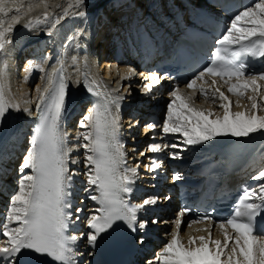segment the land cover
Instances as JSON below:
<instances>
[{"label":"snow or ice","instance_id":"1","mask_svg":"<svg viewBox=\"0 0 264 264\" xmlns=\"http://www.w3.org/2000/svg\"><path fill=\"white\" fill-rule=\"evenodd\" d=\"M12 4L17 15L11 17L12 22L18 24L21 16L20 0H0V16L8 17L12 11L7 5ZM85 0H72L69 8L79 9L78 15L86 17L83 11ZM47 6V5H45ZM32 8L29 7L28 11ZM64 15H68L66 9ZM45 19H48L45 16ZM4 20H0V53L6 51L10 43L7 36L13 31L11 25L4 27ZM60 23L56 18L53 28ZM31 27V25H29ZM49 31L48 35H51ZM219 45L211 54L209 66L195 76L187 85L188 89L195 90L197 81H203L206 75L220 77L225 84L232 80L239 83L230 84L228 91L233 95H244L251 91V109L259 111L264 104L257 103L256 93L264 89L258 81H264V71H249V64L245 58L264 61V0L255 2L239 11L232 19L224 34L216 41ZM43 71V66H36ZM33 65L29 62L26 72H31ZM7 63L0 68V123H3L10 109L19 111V105L11 104L5 95V78ZM152 81L159 85L162 77L153 73ZM50 87L40 93V104L37 110L41 113L36 133L31 140V150L26 154L21 173L25 169L31 174H23L18 182V188L11 197L5 222L2 226V235L7 237L6 246H0V264H78L76 256L79 253L72 245L75 236L66 235L69 224L72 222L71 208V180L72 173L68 168L69 151L66 149L65 134L61 131L68 96L69 84L64 76L63 65L58 72L47 76ZM214 85L215 80L211 81ZM87 90L93 95H99L90 83H85ZM149 92L153 84L145 85ZM205 99L208 98L206 89L200 90ZM219 100L223 109V117L209 119L212 112L205 114L190 107L181 90L176 87L172 90L167 106V118L163 124V132L181 133L184 143L190 146L206 144L217 137L248 138L253 135L264 137V116L245 112H231L232 102L219 90ZM115 103V101H113ZM118 107V106H117ZM87 121V123H85ZM92 125V130L82 133L87 143L86 161L89 171L87 184L95 187L99 195H90V199L100 205L96 209L97 215L88 217L87 244L95 249L105 241H117V233L121 226L131 234L130 242L133 245L144 246L146 235L151 224H157V219L138 218V212L147 213L157 204V197H149L141 204L130 205L124 198L131 195L135 178L139 175L136 168H123L126 163L123 151L125 145L119 140V117L112 114L109 107L97 104L91 114L85 116L80 127ZM149 128L155 129L151 124ZM175 148L177 145L172 144ZM169 145L152 144L149 151L160 153ZM173 158H179L173 156ZM74 162V161H73ZM162 166V161L152 160L150 171L156 172ZM130 173V174H129ZM176 180L181 176L177 174ZM259 181L257 187L245 188L243 195L235 205L232 215L219 223L218 227L224 234V242L213 240L211 237L199 238L202 246L184 247L178 232L172 233L156 261L160 264H264V170L252 177ZM91 192V189H86ZM167 199V198H166ZM80 212L81 209H76ZM190 209L182 210L184 212ZM79 219V217H77ZM210 219L201 216L189 222L188 227ZM15 224V227L10 225ZM181 221H176L179 228ZM229 229L235 236L229 234ZM206 231V230H205ZM189 245L196 244V239L188 241ZM231 247L229 249V244ZM215 245V249L209 245ZM223 257V259H222ZM149 264H153L149 261Z\"/></svg>","mask_w":264,"mask_h":264},{"label":"bare ground","instance_id":"2","mask_svg":"<svg viewBox=\"0 0 264 264\" xmlns=\"http://www.w3.org/2000/svg\"><path fill=\"white\" fill-rule=\"evenodd\" d=\"M115 0H85V4L83 6V11L87 13L86 17H80L78 15L79 9L69 8V4L72 3V0H20L21 3V12L18 14L23 18L24 16L30 14L33 10L39 8L40 10H45L46 12H52V15L49 16L48 19L40 20L31 25L22 31H12L7 39L10 41L6 45V51L4 53H0V68L3 67L4 63H7V76L5 78V95L6 99L13 105H19L20 110L15 111L10 109L7 117L12 118L13 128L10 132L8 139H13L14 142L11 147L10 152H6L3 155H0V165L5 166V162H7L14 152H18L19 149L24 150L25 153H21L22 156L19 158V161H22L26 157V154L30 149V132L33 130V123L31 122L30 115L26 116L24 114L26 109L34 108V116L35 109L40 103V93L36 91L37 88H40L41 91L45 87H50L47 81V76L50 73L54 72V69L59 65H64L67 72L70 76L74 78V76H81L80 82L83 86H85L86 82L100 84L104 90V92L113 100L115 103H119L120 99L117 98L114 86H110V80H114L115 77L113 74H110L108 70L106 72H102L101 69L96 68L95 61V50L99 49V46H89L88 44L76 43L75 45V53L72 56L64 57L62 54L66 55L68 48V42H74L71 38L61 37L59 33V38L54 44L52 42L51 36L56 32L57 28L61 25V23L65 20L70 22L67 30L71 33V36L75 34L78 35L80 32L84 30L82 25H79L78 20L83 19L84 21L91 19L90 29L92 30L95 27V31L99 26L102 25V18L104 15L113 13L112 18L115 21L117 17V11L114 10V6L112 5ZM193 2V1H192ZM47 5V6H45ZM199 5V4H197ZM12 11L9 12L8 17L0 16V20H4V27L7 28L11 25L12 29L15 27L16 23L12 22L11 17L13 15H17L14 10V6L12 4L7 5ZM31 7L32 10L28 11V8ZM68 10V15H64L65 10ZM56 18H60V23L56 24L53 28V24L55 23ZM97 19V20H96ZM85 24V22H84ZM49 31H51V35H48ZM65 33V31H64ZM54 44V45H53ZM73 45V46H74ZM29 62L33 65V70L31 72H26L25 69L28 67ZM43 66V71H40L36 66ZM108 63H104V67H108ZM124 70V68H122ZM131 80V77L129 78ZM146 83L136 84V83H128V85L124 88L123 91H120L123 96H125V103H129L130 105H134L138 103L137 98L129 100L133 93L131 90L143 87ZM264 85V81H262ZM212 84H206V87L210 89ZM225 93V92H224ZM254 93L248 91L245 96H240V104L234 106L232 109V113L236 112H244L248 114H254V110L251 109V99L250 97ZM229 96V95H228ZM236 95L230 93V97L234 98ZM257 103L264 104V93H256ZM219 95H215L210 92L209 97L207 99L203 98L200 101V106L197 108V111H203L205 114L209 112H214V116L212 115L210 119L222 118L223 117V109L220 107L223 101L218 100ZM152 99L151 104H156L157 101H160V104L163 102V98L158 91H153L150 96ZM187 102V99H185ZM88 104V100L85 96L76 95L71 99L70 111L68 118L74 116L73 121L66 122L62 127L66 132L69 133V136L66 139V149L69 151L68 156V168L72 175L71 187H74L78 195L84 197V189L89 186L87 184V173L89 171V167L87 166L86 161V149L83 147V144L86 141L82 137V133L88 132L86 129H81L79 126L75 125V118L84 119L85 116H88L86 111V107ZM190 107L191 104H189ZM193 108V107H192ZM78 110H81L83 113L79 114ZM87 112V113H86ZM119 120L124 127L122 131L124 134H128L129 144L124 147L125 153V161L126 163L122 164L123 168H136L139 175L135 178L134 186L140 187L141 189H147L149 186L153 184L155 181L153 174H146L148 172L149 167L151 166L152 160L159 158V161H162L161 167H166V163L168 158L176 152L184 153L185 151L190 152L193 148V152H202L204 155L216 156L217 152L226 145L227 142L231 140H237V137L225 136V137H217L212 141L207 142L203 145L198 146H190L184 143V136L177 133H168L169 143H158L161 146L169 145V147L163 148L160 153H153L149 151V146L151 145L148 139H145L143 145L138 148L134 147V142L139 140L142 135H139L138 132L133 130L130 119L125 117L128 115V112L124 114L117 113ZM259 115L264 116V108L259 110ZM26 136V138H25ZM159 136V135H158ZM260 135H253L248 137L250 140L259 137ZM18 139L20 141L18 142ZM24 139V142H22ZM157 139H160L157 138ZM175 144L177 147L173 148L170 145ZM14 147V149H13ZM144 155V157H143ZM7 156V157H6ZM262 157V158H261ZM261 158V159H260ZM4 160V161H3ZM253 162L257 164V168L264 167V151L258 152L253 157ZM74 161V162H73ZM9 169V168H8ZM31 174V173H28ZM2 176V175H1ZM12 176H8L6 178L7 182L11 179ZM17 189L13 191V195L15 194ZM150 189L145 190L144 192L147 196H152V194L148 193ZM71 192V196L73 191ZM75 194L76 202L74 205H71L70 212L72 213V222L69 224L70 236H75L77 239L75 243L81 242V239L84 237V227L83 222L86 219L84 218L76 219L75 216L79 213L76 212L78 209L79 202L81 201V197ZM0 197H2L0 193ZM10 200L8 203L1 202L0 205L3 207L2 212H6L10 205ZM157 205L162 208L163 202L162 198H158ZM86 214L90 213L91 210L82 209ZM166 219L171 217V213H166L164 215ZM160 224V223H158ZM206 230V231H205ZM194 229L190 232H182L181 233V243L184 247H200L202 244L200 243L199 238L201 236L208 239L211 237L213 240H220L224 242V236L219 233L217 229L210 230V228L206 229ZM165 230H160V233ZM167 239L166 236H164ZM192 238L196 239V244L189 245L188 241ZM7 240L3 239L2 244H6ZM81 252L77 257L79 258L78 264L82 263V259L84 254L86 253L85 244L81 246ZM209 247L215 249V245L210 244ZM231 245L229 246L230 249ZM223 259V257H222ZM153 264H157L155 260L152 261Z\"/></svg>","mask_w":264,"mask_h":264},{"label":"rangeland","instance_id":"3","mask_svg":"<svg viewBox=\"0 0 264 264\" xmlns=\"http://www.w3.org/2000/svg\"><path fill=\"white\" fill-rule=\"evenodd\" d=\"M111 14H113V13H111Z\"/></svg>","mask_w":264,"mask_h":264}]
</instances>
